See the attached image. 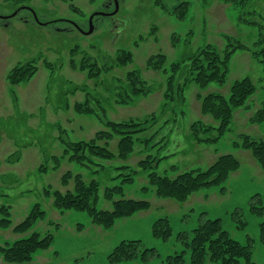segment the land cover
Wrapping results in <instances>:
<instances>
[{
	"label": "rangeland",
	"instance_id": "1",
	"mask_svg": "<svg viewBox=\"0 0 264 264\" xmlns=\"http://www.w3.org/2000/svg\"><path fill=\"white\" fill-rule=\"evenodd\" d=\"M158 1L0 0V206L9 207L11 219L7 228H0V243L30 232L41 236L50 233L51 244L36 251L31 263L169 264V257L181 255L177 264H191L186 243L193 230L207 219L219 218L229 236L250 251L249 257L239 258L237 264H264V210L261 214L251 211L252 205L264 207V171L251 150L241 147L245 136L264 141V122L257 119L264 108V69L254 55L264 50V0H247L240 7L222 0H187L183 18L175 9L177 1ZM239 15L253 23L239 20ZM152 30L156 31V41ZM225 33L244 45L231 55L225 81L209 82L204 87L192 82L174 111L162 110L166 73L147 68L148 57L164 53L167 67L205 44L221 52L226 45L222 37ZM173 34L180 38L177 45L171 44ZM75 45L99 65L119 49L130 50L133 58L125 67L88 79L68 63ZM35 58L39 59L33 76L9 86L6 73ZM45 61L50 62V68ZM129 69L140 71L151 92L130 105H116L112 92L118 78L122 80ZM245 76L251 78L255 91L242 105L232 107L229 130L218 140L197 141L191 127L194 121L199 120L204 128L217 125L210 115L201 112L200 96L215 92L228 97L232 83ZM76 85L84 91H74ZM85 93L101 98L107 118L114 121L151 114L158 117L156 124L134 136L133 150L125 161L102 160L104 167L95 174L94 166L60 158L63 146L59 131L69 140H79L93 137L102 127L93 115H80L74 110ZM207 134L213 138L216 131L210 128ZM117 141L114 138L109 149L115 151ZM227 153L239 160L240 167L222 184L194 191L184 201L159 196L150 184L151 171L174 177L184 170L205 169ZM53 156L59 158L57 163ZM122 164L129 168L116 169ZM68 170L100 181L98 208L111 207L104 191L114 185L122 187L115 199H141L149 207L118 218L109 228L94 224L84 210L59 209L54 206L53 195L45 194V188L72 191L73 177L62 183ZM35 204L44 215L28 232H14L13 227ZM161 218L167 219L171 228L166 240L152 230ZM131 240L139 241L131 248L133 256L110 262L108 256L113 249L121 241ZM0 264H4L1 256Z\"/></svg>",
	"mask_w": 264,
	"mask_h": 264
},
{
	"label": "trees",
	"instance_id": "2",
	"mask_svg": "<svg viewBox=\"0 0 264 264\" xmlns=\"http://www.w3.org/2000/svg\"><path fill=\"white\" fill-rule=\"evenodd\" d=\"M172 1L178 2L175 9H179V17L183 18L188 1ZM222 1L233 7L243 6L247 2V0ZM159 2L156 0V3ZM204 2L207 3V0H204ZM71 5L73 9H76L73 4ZM238 19L246 23H253L250 18H243L242 15H239ZM254 23H257V21H254ZM258 24L261 25V23ZM152 29H155V26ZM155 33L156 31H151L153 39L156 41L157 37ZM222 37L226 40L223 51L220 52L211 44H205L191 51L182 57L181 60L170 62L167 64V67L164 53L159 52L148 57L147 68L166 73L163 91L164 106L162 110L170 109L174 111L176 104L184 101L185 89L192 82L200 87H204L209 82L221 84L225 81L231 55L235 50L244 48V45L226 33L222 34ZM179 40L180 38L173 34L171 44L177 45ZM263 40L261 39V42ZM254 55L258 57L264 69V50L257 51ZM132 58L133 55L130 50L119 49L113 58L99 65L85 50H80L79 46L75 45L70 49L68 63L72 69L84 72L88 79H98L103 72L127 66L131 63ZM38 59H30L13 66L6 73V80L9 86L12 87L16 86V84L27 82L38 68ZM45 63L50 68V62L45 61ZM118 80L112 92V101L116 105H130L134 103L136 98L145 96L151 92L148 82L137 69L127 70L123 79L118 78ZM73 90L84 91V88L81 85H76ZM254 91V83L250 77L245 76L232 83L228 97L215 92L200 96L201 112L210 115L217 122V125L210 127L216 131L215 137L212 138L207 134L210 131L209 127L204 128L199 120L194 121L191 127L196 140L201 142L215 141L220 136H223L229 130L232 107L242 105ZM74 110L80 115H93L102 127L95 132L93 137L79 140H69L60 135L62 132L59 131L58 137L63 146L60 158H67L68 161L77 162L85 167L91 168L94 166V170H92L94 174L104 167L102 160L111 161L112 159H119L125 161L133 150L134 136L148 130L149 127L157 123L158 119L157 115L151 114L141 118L130 117L122 121L111 120L107 118V109L102 104L101 98L89 97L88 93H85L83 101H78L74 104ZM257 119L264 122V108L259 112ZM114 138H118L117 149L115 151L109 149V143ZM242 141V146L240 143H236V146L250 149L264 171V141L252 140L247 136L243 137ZM53 159L57 163L59 158L53 156ZM239 167V160L233 154L227 153L220 155L213 164L205 169L184 170L174 177L151 171L149 173V180L150 184L155 187L157 195L171 197L177 201H184L194 191L222 184L229 174L236 171ZM124 168L128 169L129 167L125 164L116 167V169ZM126 176H128L127 173ZM72 177L74 179L72 191L68 190L62 193L56 189L52 192L49 188H45V194L53 195L54 206L59 209L86 211L94 224L109 228L118 218L127 217L138 210L149 207L148 202L141 199L136 200L122 197L115 199L114 195L120 193L122 187L114 185L113 187L107 186L104 191V198L111 201V207L109 209L98 208L96 203L99 198L100 181L93 177L85 179L80 173L74 174L68 170L62 177V183L67 184ZM263 210V206L258 208L252 205L251 207V211L257 214L263 213ZM43 215L44 211L38 204H35L25 218L13 227V231L16 233L28 232L36 220ZM10 223L9 207L6 205L0 206V228H7ZM81 227L82 224L79 223L78 229H81ZM152 230L155 236L161 237L164 240L168 239L171 235L169 222L164 218L159 219L154 224ZM262 236L264 239V224L262 225ZM51 241L52 235L50 233L41 236L38 232H30L13 241L0 243V256L4 264H34L31 263L33 254L38 250L47 249ZM137 242L139 241H121L109 254L108 258L110 262L118 263L122 260L130 259L133 256L131 248ZM186 246L190 249L191 264H237L239 258H248L250 252L246 246L241 245L229 236L227 231L222 228L219 218L207 219L200 223L193 230V235L187 241ZM181 259V255H176L169 257L168 261L169 264H177Z\"/></svg>",
	"mask_w": 264,
	"mask_h": 264
}]
</instances>
